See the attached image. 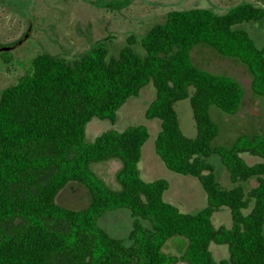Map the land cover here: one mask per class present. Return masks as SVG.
<instances>
[{
    "label": "trees",
    "instance_id": "16d2710c",
    "mask_svg": "<svg viewBox=\"0 0 264 264\" xmlns=\"http://www.w3.org/2000/svg\"><path fill=\"white\" fill-rule=\"evenodd\" d=\"M263 19L264 9L250 3L224 14L172 11L141 39L142 53L130 37L117 58L102 44L73 63L38 55L31 71L0 97V264H264V136H240L231 147H213L220 128L211 108L236 115L245 92L236 79L202 70L191 58L203 43L240 59L253 75V91L264 97V47L242 28ZM151 83L156 98L146 118L161 123L157 155L169 171L197 179L208 196L209 206L195 215L165 200L167 180L142 178L139 165L150 138L146 126L108 131L86 142L94 118L115 123L119 109ZM184 100L192 108L194 138L181 128L176 105ZM245 153L263 161L250 166L241 157ZM211 156L222 159L234 187L218 182L206 161ZM114 159L122 164L119 191L91 169ZM254 179L258 185L247 191L244 184ZM71 182L88 189L86 209L56 202ZM221 207L231 210V228L212 223ZM122 209L135 219L130 245L99 224L105 213ZM174 237L187 240L182 256L163 250ZM213 243L227 245L229 258L217 263Z\"/></svg>",
    "mask_w": 264,
    "mask_h": 264
},
{
    "label": "rangeland",
    "instance_id": "374dc122",
    "mask_svg": "<svg viewBox=\"0 0 264 264\" xmlns=\"http://www.w3.org/2000/svg\"><path fill=\"white\" fill-rule=\"evenodd\" d=\"M239 3H250L264 9V0H0V48L22 42L11 51H0V97L6 88L15 85L31 71L34 59L40 54H50L73 63L102 44L107 48L109 57L117 58L130 37L136 40V51L142 53L141 39L154 26L163 24L168 13L211 9L224 14ZM242 28L248 31L258 47H264V19ZM191 58L202 70L236 79L245 92L236 115L227 114L215 106L211 108L212 118L220 128L213 147H231L240 136H264V97L253 91V75L248 67L240 59L224 56L203 43L192 50ZM155 98L156 90L151 83L119 109L115 123L94 118L87 126L86 142L93 143L108 131L123 132L132 126H146L150 138L143 148L139 165L142 178L146 182L167 180L170 189L165 193V200L182 213L195 215L209 206L208 196L197 179L169 171L157 155L155 143L161 123L146 118L147 109ZM176 109L185 136L196 137L190 101L179 102ZM241 157L250 166L263 161L248 153ZM206 161L215 167L219 183L228 189L234 187L229 179L228 168L220 157L211 156ZM121 166V162L114 159L95 162L91 169L111 189L119 191L121 186L117 173ZM257 185L255 179L244 184L247 191ZM56 202L68 209L80 211L90 205L91 195L82 184L71 182L58 195ZM244 213L247 215L250 210ZM134 220L130 210L122 209L105 213L99 224L111 236L130 245L128 238ZM212 223L216 228H231V210L228 207L217 209L213 213ZM186 247L185 238L174 237L163 250L168 255L182 256ZM211 251L217 263L230 256L227 245L213 243Z\"/></svg>",
    "mask_w": 264,
    "mask_h": 264
},
{
    "label": "water",
    "instance_id": "95a60500",
    "mask_svg": "<svg viewBox=\"0 0 264 264\" xmlns=\"http://www.w3.org/2000/svg\"><path fill=\"white\" fill-rule=\"evenodd\" d=\"M21 43L22 42H18L17 45L19 46ZM13 49H15V47H13V46L12 47H4V48H0V51H6V52H8V51H11Z\"/></svg>",
    "mask_w": 264,
    "mask_h": 264
}]
</instances>
